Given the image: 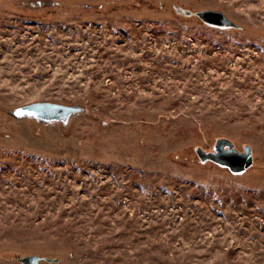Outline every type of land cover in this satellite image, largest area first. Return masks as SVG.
Returning a JSON list of instances; mask_svg holds the SVG:
<instances>
[{"label": "rangeland", "instance_id": "1", "mask_svg": "<svg viewBox=\"0 0 264 264\" xmlns=\"http://www.w3.org/2000/svg\"><path fill=\"white\" fill-rule=\"evenodd\" d=\"M46 101L82 109L16 113ZM27 253L264 264V0H0V264Z\"/></svg>", "mask_w": 264, "mask_h": 264}, {"label": "water", "instance_id": "2", "mask_svg": "<svg viewBox=\"0 0 264 264\" xmlns=\"http://www.w3.org/2000/svg\"><path fill=\"white\" fill-rule=\"evenodd\" d=\"M175 11L182 15H196L202 21L219 27H240V24L230 18L222 9L205 7L193 10L181 4L174 3ZM80 105H67L56 102H34L16 109L18 115H34L46 119H66L71 113L80 111ZM39 130V128L37 129ZM202 160L211 159L221 165L228 166L232 171L240 172L248 168L253 162L252 146L245 145L244 151L238 150L233 141L227 137H219L213 150L206 151L202 147L197 148ZM23 264H39L41 262L59 264L62 261L60 255H48L41 253H27L18 257Z\"/></svg>", "mask_w": 264, "mask_h": 264}, {"label": "flooded vegetation", "instance_id": "3", "mask_svg": "<svg viewBox=\"0 0 264 264\" xmlns=\"http://www.w3.org/2000/svg\"><path fill=\"white\" fill-rule=\"evenodd\" d=\"M78 112V111H77ZM72 114V113H71ZM31 116H34V115H31ZM35 118H39V119H41V120H44V121H46V120H49V119H46V118H42V117H38V116H34ZM65 120V119H64Z\"/></svg>", "mask_w": 264, "mask_h": 264}, {"label": "trees", "instance_id": "4", "mask_svg": "<svg viewBox=\"0 0 264 264\" xmlns=\"http://www.w3.org/2000/svg\"><path fill=\"white\" fill-rule=\"evenodd\" d=\"M215 162V161H214ZM215 163H217V162H215ZM219 164V163H218ZM222 166H224V165H222ZM41 263H45V262H41Z\"/></svg>", "mask_w": 264, "mask_h": 264}]
</instances>
